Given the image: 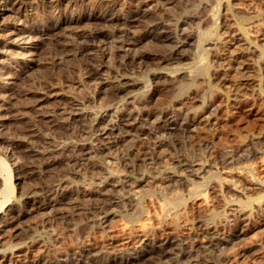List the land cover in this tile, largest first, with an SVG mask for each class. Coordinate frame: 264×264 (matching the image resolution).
<instances>
[{
  "label": "rangeland",
  "instance_id": "1",
  "mask_svg": "<svg viewBox=\"0 0 264 264\" xmlns=\"http://www.w3.org/2000/svg\"><path fill=\"white\" fill-rule=\"evenodd\" d=\"M246 4L251 6L256 13L249 15L247 11L242 9ZM166 6H168V12H170L171 15L173 14L169 22L171 26L173 25L172 28L174 29L176 25H180L181 27L186 26L185 28L191 31L193 35V38H191V45L189 44L185 47V57L182 56L172 62L163 63L157 68V70L164 71L170 76L169 79L164 81H160L161 79L157 80V89L154 88L156 83L155 80L153 81L154 78L148 70L141 68L143 72H140L142 71L140 69H133L135 71L130 69L131 71H126V74L139 80L138 87L130 93L132 98L128 97V99L126 96L128 100L132 101L131 104L128 103L126 105L127 102L124 104L126 98L122 100H113L111 102H103L96 89L94 90L95 85L93 81H84L82 75L80 76L79 73L75 71L79 66L78 63H80L79 56L65 55L60 64L52 65L49 61L51 55H53L52 57H56V54L53 53V39L55 36H46L45 39H43L44 41L41 40L38 43L35 52L31 55L21 56L19 54H14L15 56L10 55L0 59V155L5 156L6 162L12 168V182L15 184V194L19 192V190L21 191V186H23V192L49 187L53 189L56 188L55 192H57V195H60L64 191L66 192L65 187L67 185L71 187L69 192L72 194L70 196L73 198L77 197L79 205L83 201L82 198H87V196H85L86 194L95 195L104 190H106V192H111V188L114 189L113 192L122 200H119V203L112 206L114 213L109 215L106 221H102L104 218L98 214V216L90 215L89 217H86L84 214L62 217L60 212H71V207L68 204L65 205L57 201H51L48 206L22 216L17 221L18 223L16 222L13 225L14 229L10 227L9 232L7 231L5 232L6 234H1L5 236L2 239L4 242L0 248H5L4 255H6V258H0V264H11L12 261L14 264H35L36 260L40 264H74L76 260H74V256L72 257L70 250L83 246L103 248L101 250L99 249V251L102 256L101 262H104V259L106 261L109 257H113L112 254H109L112 253V249L108 247H110L111 238L119 232L117 231V227L122 223L134 226L137 221L146 218L148 211L151 210L150 205H147L150 203L148 202L149 199V201L152 200L151 203L154 205L159 202L163 205L167 204L166 207L168 208H166L164 212L166 219L164 222L167 223V225H172L168 226L170 228L172 227L171 229L168 228L172 230V232L164 225H159L155 230L152 229L153 231L150 230L148 232V234L151 232V234L148 235L149 243L159 244L167 237H177L179 240L177 239V241L173 243H167L173 248L176 254L165 256L161 260L148 261V259H150L149 255L145 253L142 259H133L127 264H254L256 260L258 261L262 256L264 257V186L253 184L249 187L250 185H246L243 181H239L236 177H233L232 183H234L235 180L234 184L241 190L240 193H237L230 185L223 184L222 178H220L222 176L224 177V171L226 169H233L245 164L251 166L249 173L254 174V176L264 173V45H262L264 44V0H180L179 3L168 4ZM37 10L40 11L41 9ZM37 10L31 9L28 13H37L39 12ZM89 11L88 8H84L83 10L84 13H89ZM185 14L193 15L194 18L190 17L185 23H180L181 16ZM101 26L99 22L97 23L94 21L89 22V24L81 23L79 26H76V28L73 27L62 30L63 33L61 32L60 34L74 35L75 33L76 35L80 32V29L85 30L90 27L96 28ZM252 26L255 29H253ZM252 29L255 30L254 34L256 35L253 39L250 35ZM248 30L249 36L247 34ZM221 33L222 36L224 34V36H229L231 39L228 37V41L224 43L220 42L219 38L215 40V34L216 37H218ZM235 36L241 37L242 40H237L238 42L235 41ZM256 41L257 43L255 44ZM175 43L176 39L174 38L167 41H145L137 45V47L135 46L134 49L149 48L164 49L166 51L174 46ZM209 44H214V47ZM21 45L27 48L31 46L30 43H21ZM220 46L224 48L222 49ZM230 50L233 51V54L237 53L235 57L238 58L231 61L229 60V62H231V64L229 63L230 68L226 69V71H229L224 75V77L227 76L226 78L228 81L227 79L219 81L213 78V73L215 68L221 67V65H219V61H213L215 59L213 56H223L222 51L225 53V51L227 52ZM18 51H20V49H18ZM239 59L241 60V64L246 63L244 65L247 67L246 69L245 67H240L241 64L238 63ZM207 63L209 65L210 76L204 77L200 73V68ZM211 63L213 64L211 65ZM20 65H25L26 70L16 79L15 73L17 69L20 68ZM108 65L112 66L111 60H109ZM153 67L154 65L149 69H155V67ZM199 74L201 75L199 76ZM191 80H200L201 86L202 84L204 85L203 87H199L197 91L199 95L197 92L196 94L192 92L193 85L190 83ZM261 80L263 82H261ZM47 81L48 84H54L53 88L55 90L52 89L45 94L43 93L40 83L47 84ZM168 81H171L172 85L168 84ZM180 82L184 84V89L181 91L178 89L179 84H181ZM236 82L242 83V85L239 86L240 90L237 89L235 92L232 89V83ZM173 85H177V87L175 88ZM243 85L244 87L246 85L245 89L242 87ZM38 88L42 90L40 89L39 91ZM230 89H232V91ZM80 90L82 93H87L91 96L96 93L94 97L95 101L88 106H84L85 108L83 107L82 109L84 111L83 118L85 121L91 123L94 118L97 117L100 110L107 109L109 115L106 118L108 121L110 120V124H112V126L108 125V127H110L107 130L98 131V133L92 136L62 134L58 124L64 120V117L62 118V116L60 117V115H56L55 113L57 109L56 100L60 99V97L65 98L68 96H79L78 98H81L82 93ZM153 90H155L154 93ZM190 90L191 93H189ZM33 91L36 93L38 92L41 97L44 96L42 98H45V100L41 101L39 104L30 101V96L34 93ZM229 91L235 94H231ZM254 91H256V94ZM241 92L243 95H241ZM148 94L152 95V97L151 102L147 104L149 106L147 108L151 109L155 114L142 115V105L139 104L138 101L144 95ZM217 94L220 95L217 96ZM212 95L215 96L213 97ZM236 96L238 98H236ZM253 97L254 100L252 101ZM51 99L52 102H50ZM243 99L246 100L245 109H242L245 111H242V113H244L240 114L243 117L241 116L242 118L237 119L235 118L237 117L236 115L229 121L228 126H225V130L221 129L229 113L226 112L228 111V107H231L229 105L236 104L238 100L240 101ZM28 100L29 102H27ZM255 100L260 104L257 102L256 105ZM210 101H215L217 104L214 102L216 105L213 104L214 106L207 107V103ZM250 101H252V105ZM220 107L223 110L220 111ZM230 109L232 110V108ZM249 109L251 111H249ZM245 112H247L246 114L248 115H246ZM185 113L195 121L193 126L189 128L182 120ZM221 113L222 115H219ZM156 115H171L177 121V123L171 126V129L165 130L166 132L164 133L166 134L164 135L163 143L160 145L161 147H157L158 151L156 152L158 157L156 158V162L150 164L147 163L149 160L146 159L143 161L138 158H128L125 159V162V160L121 159V156L124 154L123 150H125L127 141H131V139L135 137L133 135H136L137 132L142 130L143 132L146 131L143 135L146 133L144 135L145 137L148 134L147 137L152 138V141L155 139L154 142L156 141L157 133L154 135L152 130ZM223 115H225V117ZM240 115L238 114V117H240ZM28 122L34 123L33 127H31L37 132H41L43 135L45 133V136L51 139L52 144L61 146L64 143H69L74 150L81 146H90L94 149L100 142L102 143L103 140L107 141L113 134H116L120 138L122 137L123 140L112 147L111 151H114L111 153H113L112 155H114V158L111 159L107 165L99 162L100 167L97 168L99 172L92 171L90 168H87L88 170H86V168H83L84 170L81 168L76 172L77 174H70L67 161L45 163L40 156L31 157L34 166L33 169H27V167L23 166V158H20L22 153L16 149L13 150L15 151L13 153L12 151L9 152V150H11V145H9L8 141L5 139H11L16 135L20 138L24 136L22 140L25 142L29 141L30 136H26L28 133L26 132L27 130H24L29 128L27 127ZM220 123L222 125H220ZM191 127H193V130L196 127L197 130L195 129L192 131V129H190ZM229 127H231V129ZM1 136H3L4 139H2ZM150 149H148L147 158L152 154L151 152H154L152 147H150ZM93 154L94 153H90V155ZM96 163H98L97 160ZM183 167L184 169H195L198 167L200 170L198 175H195L194 173L190 174V172H187L186 169L184 170ZM91 172L96 174L93 173L92 175ZM105 173L106 175H104ZM63 179H65V181L68 179V182L63 183ZM124 180H127V182L131 181V184L136 181V191L139 188L137 193L135 192L134 195L128 196L127 192L124 190L127 187H111L106 184L108 181H111L114 183L118 182L122 185L124 184ZM79 186H81L79 189L80 193L74 189L79 188ZM192 187L194 189H192ZM174 191L177 192L174 193ZM199 192L201 195L206 194L205 196L212 202V215L208 217H201L197 213L198 210L195 209V198L200 196ZM171 194H175L176 196L174 195L173 198H169ZM130 196L132 198H130ZM176 198L180 201L177 202ZM231 198H236L245 202L250 208L251 217L246 223L247 225L240 222L235 216L229 214L227 212L228 209L225 210ZM168 204L174 209L172 210ZM72 211L74 213L82 212L81 210ZM13 232H19L20 234L18 237L13 236ZM135 238L137 239L135 235H131V238L129 237L132 247H135L133 245H140L137 247L143 249L144 246H142V243H139ZM133 241L135 243H132ZM12 244L14 247H19V249L13 250L14 247ZM129 251L130 253L132 252V250ZM129 251L124 255H130ZM7 256L11 261L7 259Z\"/></svg>",
  "mask_w": 264,
  "mask_h": 264
},
{
  "label": "bare ground",
  "instance_id": "2",
  "mask_svg": "<svg viewBox=\"0 0 264 264\" xmlns=\"http://www.w3.org/2000/svg\"><path fill=\"white\" fill-rule=\"evenodd\" d=\"M179 2H180V0H0V10H1L0 11V59L2 57L4 58L5 56H7V57L10 55L15 56L14 54H17V55L19 54L21 56L31 55L35 52V49L37 48L38 43L41 40L45 39L46 36H48V37L55 36V38L53 37L54 38L53 39V42H54V46H53L54 52L53 53L56 54V57H52L53 55H51L50 61H49L52 65H56L58 63L60 64L62 59H64L65 55L79 56L78 58H80V60H79L80 63H78L79 66H78L77 70H75V71H77L80 76L82 75L84 81H86V82H89V81L92 82L93 81V83L95 85L94 90L96 89L98 95L101 96L100 99H102L103 102H111L113 100H122V99L126 98V96H127V98L128 97L130 98L131 97L130 93L135 88L138 87L139 80L136 78H132L131 76L126 74V71H128V70L131 71L133 69H135V70L140 69V70H142L140 72H143V69L148 70L152 74V77L154 78L153 81L155 80V83H156V85L155 86L153 85V86L155 89H157V85H158L157 80L161 79L160 81H162V80L164 81V80L169 79V77H170L168 75V73H166L164 71L162 72L160 70H157V68L159 66H161L163 63L172 62L173 60H177L180 57L184 56L185 55V53H184L185 47L192 42L191 38H193V35H192L191 31H189L185 28L186 26L181 27L180 25L179 26L176 25L175 28L173 29L172 28L173 25L171 26V24L169 23L171 16L173 14L171 15V13L168 12V10H167L168 6H166V5L176 4ZM84 8H86V9L88 8L90 10L89 13H84L83 12ZM31 9H34V10L35 9L36 10L41 9V10L40 11L37 10L39 12H37V13L35 12L33 14L28 13V11ZM242 9L247 11V13L249 15L256 13V11L251 6H249L247 4ZM257 13H258V10H257ZM196 15H197V13H196ZM190 17L194 18L193 15H186L185 14V15L181 16L180 23H185L188 20V18H190ZM191 20H192V18H191ZM92 21L97 22V23L99 22V24H101L102 26L96 27V28L90 27L89 29H85V30L80 29V32L77 33L76 35H75V33H74V35H66L65 34L67 37L64 34H60L62 32V30L66 29V28H73V27L76 28V26H79L81 23H86V24L88 23L89 24V22H92ZM88 26H90V25H88ZM252 28H253V26H252ZM253 29H255V28H253ZM253 29L251 30L253 33L252 32L250 33V35L252 36L251 37L252 39L256 37V35L254 34L255 30H253ZM249 30L247 33L248 36H249ZM233 34H231V35H233ZM228 37L229 36H224V34L222 36V33L220 34V36L216 37V34H215V40L217 38H219L220 42H222V43L228 41ZM173 38L176 39L175 45L172 47L170 46L171 48H169L166 51L164 49L160 50V49H149V48H147V49L146 48H143V49H136L135 48L134 49L135 46L137 47V45H139L145 41H167V40H170ZM234 39H235V41L242 40L241 37L240 38L236 37ZM21 43H30L31 46H29V48H27L25 46H22ZM256 43H257V41L255 42V44ZM239 44H241V43H239ZM209 45L213 46L214 44L213 45L209 44ZM262 45H264V44H262ZM216 46H217V44H216ZM18 49H20V51H18ZM223 51H222L223 56L219 55L220 57H217V56L215 57V55H214L213 56L215 58L214 60L212 57L213 61H217V62L219 61V65H221V67L215 68V71L213 73V78H215L219 81L222 79H227L226 78L227 76L224 77V75H226L225 73L229 71V70L226 71L227 68H230L229 65L231 64V62H229V60L231 61L235 58H238V57H235V55H237V53L233 54V51H231V50L227 51V52L225 51V53ZM214 52H216V51H214ZM239 54H240V51H239ZM256 54H257V52H256ZM238 56H240V55H238ZM109 60L112 61V66H109L110 64L108 65ZM202 60H203V58H202ZM208 62H209V60H208ZM240 62H241V60L239 59L238 63H240ZM260 63H259V65H260ZM212 64L213 63H211V65ZM242 64H241L242 66L240 65V67L244 68L245 67L244 65L246 63H242ZM261 64H263V63H261ZM153 65H154L155 69L150 70L149 68H151V66H153ZM25 67H26L25 65H22V66L20 65V68H18L16 73H15L16 79L19 78L21 76V74L26 70ZM236 67L240 68L238 66H236ZM141 68H143V69H141ZM246 68L247 67H245V69ZM135 70H133V71H135ZM239 71H241V70H239ZM71 72H72V70H71ZM211 72H213V71H211ZM200 73L204 77L210 76L208 63L201 66ZM201 74H199V76ZM70 75H71V73H70ZM179 78H178V80H179ZM215 79H214V81H215ZM173 80H174V78H173ZM15 81H17V80H15ZM44 81H46V80H44ZM199 81L191 80V82H190L193 85L192 92L195 94L199 90V87L204 86L203 84L201 86V83ZM227 81H228V79H227ZM263 81L261 80V82H263ZM168 82H169L168 84H171V81H168ZM242 82H243V80H242ZM163 83H161V84H163ZM165 83H167V82H165ZM40 84L42 86L41 88L43 89V93H45V94L47 92L51 91L52 89L55 90L53 88L54 84H52V83L48 84V81H47V84H42V82ZM232 84H233L232 89L234 91L239 89V86L242 85V83H239V82L232 83ZM142 85H143V83H142ZM220 85H222V84H220ZM223 85H225V84H223ZM51 86H52V88H51ZM166 86H167V84H166ZM39 87H40V85H39ZM174 87L176 88L177 85ZM242 87H244V85ZM245 87H246V85H245ZM245 87H244V89H245ZM34 88H36V87H34ZM175 88H174V90H175ZM40 89H39V91H40ZM74 89H76V88H74ZM178 89H179V91L183 90L184 84H182V83L179 84ZM232 89H230V90L232 91ZM200 91H201V88H200ZM154 92H155V90H153V93ZM213 92H215V91H213ZM242 92H243V90H242ZM254 92L256 94V91H254ZM30 93H32V92H30ZM81 93H82V91H81ZM189 93H191V90L189 91ZM197 93L199 95V92H197ZM232 93H234V92H232ZM181 94H182V92H181ZM200 94H201V92H200ZM210 94H207V95H210ZM234 94H233V96H234ZM244 94H247V93H244ZM47 95H49V94H47ZM218 95H220V94H217V96ZM241 95H243V93ZM95 96H96V93L93 96H91L90 94H87V93H82L81 98H78L79 96H77V97L76 96H68L65 98L60 97V99L56 100L57 109H56L55 113H56V115L57 114L60 115V117L62 116V118L64 117L63 118L64 120L58 124V127L61 129L62 134H64V135L65 134L66 135L71 134V135H81V136H84V135L92 136L93 134L98 133V131L107 130L110 126H112V124H110L111 121L110 120L108 121L106 118L109 115V113L107 112V109L106 110L105 109L100 110L97 117L94 118V120L91 123H89L88 121H85V119L83 118V112H84L82 110L83 107L88 106L89 104L93 103L95 101L94 100ZM194 96H196V95H194ZM42 97H44V96H42ZM42 97L38 92L37 93L34 92L30 96V101H32L36 104H39L41 101L45 100V98H42ZM151 97H152V95L148 94V95H144L140 100L138 99L139 101L137 100L139 102V104L142 105V108L140 107L141 109H143L141 111L142 115H150V114L153 115V114H155L151 109L147 108V107H149L147 104H149L151 102ZM197 97H195V98H197ZM127 98L125 99L124 104H125V102H127L126 105L128 103L131 104L132 101L128 100L129 98L128 99ZM192 98H193V96H192ZM233 98H235V97H233ZM236 98H238V97L236 96ZM239 98H240V95H239ZM133 100H135V99H133ZM189 100H190V98H189ZM253 100H254V97H253L252 101ZM46 101H47V98H46ZM252 101H250L251 105H252ZM27 102H29V100ZM50 102H52V99ZM186 102H188V101H186ZM214 102L215 101H210L209 103H207V107H212V105L216 103V102L215 103ZM245 102H246V100L243 99L240 101L238 100V102H236V104L229 105V106H231L230 108H232V110L228 107V109H227L228 111H226V112H229V113H228L226 121L223 123V125L221 124L222 122L219 120L221 122L220 125L223 126V127L220 126L221 129H224L225 126H228L229 121L232 120L236 115H237V117H235V118H237V119L243 117L240 114H243L244 112L242 113V111H245V110H242L243 108L245 109V106H246ZM255 102L257 105L258 101L255 100ZM219 103H220V101H219ZM247 105H249V104H247ZM258 106H260V105H258ZM121 107H124V106H121ZM223 108H224V106H223ZM221 110H223V109L221 108L220 111ZM249 111H251V110L249 109ZM223 112H225V111H223ZM186 113L183 115L184 117L182 118V120H183V123L185 125H187V127L189 128L190 126H193L195 121L193 119H191L190 116H187ZM246 113L247 112H245V114ZM254 113H256V112H254ZM238 114L240 115V117H238ZM219 115H222V113ZM246 115H248V114H246ZM223 116L225 117V115H223ZM155 118H156L155 121L153 120L154 124L152 125V127H153L152 130L154 132V135H155V133H157L156 141L154 142L155 139L152 141V138L147 137L148 134L145 137L144 135L146 133L144 135H143V133L146 131L143 132V130H142V131L137 132L136 135H133L135 137H133V139H131V141L128 140L129 143H128V141H127V144L125 143L126 146H125V150H123L124 154L123 155L121 154L122 155L121 159L125 160L128 158H133V159L138 158V159L143 160V161L147 159V160H149V161H147V163H150V164L156 162V158L158 157V154L156 152V151H158L157 147H161L160 145L163 143V140H164L163 138H164V135L166 134V133H164V132H166L165 130L171 129L172 128L171 126L173 124L177 123V121L171 115H169V116L168 115H156ZM245 118H246V116H245ZM27 124H28L27 127H29V128L24 129V130L25 131L27 130L26 132L28 134H26V136L27 135L30 136L29 141L25 142L24 140H22L24 136L23 137L21 136L22 138H20L16 135L14 137H12L11 139H5L8 141V144L11 145V147H10L11 150H9V152L12 151V153H13V152H15L13 150L16 149V150L20 151V153H22L20 158H23V160H22L23 166L27 167V169H33L34 163L32 164L33 160L31 159V157L40 156V157H42V159L44 160L45 163H56L59 161L60 162L61 161H67L68 162L67 167H69V169H70L69 170L70 174H75L81 168L82 169L86 168V170H88L90 168L92 171L94 170L95 172H99V171H97V168L100 167V163L107 165V163L110 162V160L114 158V155H112L113 153H111L112 151H114V150L111 151L112 147L115 144H117L119 141L123 140L122 137L120 138L116 134H113L110 136V138L107 141L103 140V142L102 143L100 142V144L98 146H96L94 149H92L93 147L91 148L90 146L89 147L88 146H81L80 148L77 147L78 149L74 150L73 147H71L69 145V143L68 144L64 143L61 146H56V145L52 144L51 139L49 137L45 136L44 132H43L44 133V135H43L41 132H37L34 128H32L34 123L28 122ZM108 125H110V126L108 127ZM229 128L231 129V127H229ZM190 129H192V131H194L196 129V127L194 128V130H193V127H191ZM188 131H189V129H188ZM227 131H228V128H227ZM22 133H25V132H22ZM143 136H144V138H143ZM1 138L4 139L3 136H1ZM150 147H152V150L154 152H151L152 154L150 156H148V158H147L146 155L148 154V151H149L148 149H150ZM90 153H94V154L90 155ZM96 160L98 161V163L99 162L100 163L99 164L96 163ZM19 162H21V161H19ZM125 162H126V160H125ZM154 166H155V164H154ZM187 167H189V166H187ZM101 168H103V167H101ZM197 168H195V169L185 168V169L187 170V172L189 171L190 174L194 173L195 175H198L200 169L199 168L197 169ZM183 169H184V167H183ZM21 170H22V168H21ZM194 170H196V171H194ZM250 170H251L250 165L245 164V165L237 166L236 168H233V169H226L224 171V177L222 176L220 178H222L223 184L230 185L237 193H240L241 190H240V188H238L237 185L234 184L235 180H234V183H232L233 177H236V179L239 181L240 180L243 181L246 185H250L249 187H251V185H253V184H255L257 186L258 185L264 186V173L262 175L254 176V174L249 173ZM104 172H105V170H104ZM93 173H92V175H93ZM94 174H96V173H94ZM250 174H252V175H250ZM104 175H106V173ZM0 178H1V183H0V235L2 233L7 232V231L9 232V228L10 227L13 228V225L22 216H25L26 214H30L31 212L38 210V209H41L42 207L48 206V204L51 201H57V202H60L62 204H65V205L68 204L71 207V210H70L71 212H68V211L67 212L66 211L60 212L62 217L63 216H69L70 217L71 215L74 216V215H80V214L81 215L84 214L86 217H89L90 215H97L98 214L104 218V219L102 218L103 219L102 221H106L107 218L109 217V215L114 213V209L112 206L119 203V200H121L120 197L113 192L114 189L111 188L110 189L111 192H109V191L106 192V190H104L101 193L95 194V195L94 194L93 195L92 194H86L85 196H87V198H85V199L82 198L83 201L79 205V203H78L79 201L77 200V197L73 198L70 196L72 194V193L70 194V192H69L71 187L67 186V185L65 187L66 192L64 191L60 195H57V192H55L56 188L53 189V188L49 187V188H44V189H39V190H31V191L23 192V190H24L23 186H21V191L19 190V192H17L15 194V192H14L15 184H13V182H12V168L6 162V158L3 155H0ZM67 180L68 179H66V181H65V179H63L62 182L63 183L68 182ZM130 182L131 181L127 182V180H124V182H123L124 184L121 185L118 182L114 183V182L108 181L106 184L111 186V187H113V186H121V188L127 187L124 190L127 192L128 196H129V195H134L135 192L137 193V191L139 189L138 188L136 191V185H135L136 181H135V183L133 182L132 184ZM80 187L81 186H79V188H74L75 191L79 192ZM192 189H194V188L192 187ZM192 189L190 188L191 191H192ZM175 192H177V191H174V193ZM76 194H78V193H76ZM199 194H200V192H199ZM88 195H90V196H88ZM174 195L175 194H171L169 196V198H173ZM205 195L200 194L199 197L195 198L196 199V202H195L196 208L195 209L198 210L197 213L201 217H208V216L212 215V208H211L212 202ZM194 197H196V196H194ZM130 198H132V197L130 196ZM165 198H166V196H165ZM133 199H134V197H133ZM149 200H148V202H150V203L149 204L146 203V204L148 206L150 205L151 210H149V211L147 210L148 215L146 218H144L140 221H137L134 226H129L126 223H122L120 225L118 224L119 227H117L118 228L117 231H119V232H117L118 234L115 233L116 235L114 237L111 236L112 238H111V242L109 244L110 247L107 246L108 248L112 249V253H109L110 255L112 254V256H113L112 258H110V257L108 258V256H107L108 260L105 261V259H104V262H101L102 256H101L99 249L101 250L103 248H100V247H97V248L94 247L93 248V247H88V246L76 247V248H72L70 250L72 257L74 256L73 258H74V260H76V263H74V264H127V263L131 262L133 259H142L144 257L145 253L147 255H149L150 259H148V261H150V260H152V261L161 260L165 256L176 254V252L173 251V248H171L167 243H169V242L173 243V242L177 241V239L179 240V238H177V237H175V238L167 237L164 239L163 242H160L159 244L152 243V242L149 243L148 235L151 234V232L149 234H148V232L150 230H152V229L155 230V228L159 227V225H164L167 229L172 228V227L171 228L168 227V226H172V225H170V224L167 225V223L164 222L166 220L164 212L166 211V208H168V207H166L167 204H164L165 205L164 206L163 204H161L158 201L159 203L154 205L153 203H151L152 200L151 201H149ZM157 200H156V202H157ZM167 200H169V199H167ZM178 201H180V200L177 199V202ZM170 202H172V201H170ZM168 205H170V204H168ZM173 205H174V203H173ZM169 207L171 208L172 206L170 205ZM173 207H175V206H173ZM226 207L227 208H225V210L228 209L227 212L229 214H231L232 216H235V218L240 220V222H243V224H246L249 221V219L251 217L250 216V208L248 207V205L245 202L240 201L236 198H231L229 200V202L227 203ZM147 208H149V207H147ZM139 209H140V206H139ZM171 209H167V210H171ZM72 210H81L82 212L74 213ZM137 212H139V211H137ZM71 213H74V214H71ZM132 213H134V212H132ZM167 214H168V212H167ZM76 217H78V216H76ZM82 217H84V216H82ZM131 220H133V219H131ZM173 220H175V219H173ZM223 221H225V220H223ZM169 222H170V219H169ZM209 223H210V221H209ZM207 225H208V223H207ZM177 227H178V225H177ZM177 230H178V228H177ZM11 231H12V229H11ZM169 231L172 232V230H169ZM19 234L20 233L17 232V233H14L13 236L18 237ZM131 235H135L137 237V239L136 238L135 239L139 243H142V246H144L143 249H139V247H137L140 245H133L135 247H132V245L130 244V241H129V237L131 238ZM4 236L3 235L0 236V246H2V244L4 242V240H2ZM132 243H135V242L133 241ZM147 244H148V246H147ZM13 247H14V245H13ZM72 247H73V245H72ZM18 249H19V247L13 248V250H18ZM129 250H132V252L130 253ZM128 251H129L130 255H128V256L124 255ZM4 252H5V248H0V258L1 259L3 257L6 258V255H4L5 254ZM69 255H70V253H69ZM14 256H17V255H14ZM7 259L10 260L9 257ZM61 260H63V259H61ZM178 261H180V260H178ZM36 263L40 264L39 262H37V260L35 261V264ZM11 264H14L13 261L11 262ZM254 264H264V257L262 256V258H260L258 261L256 260Z\"/></svg>",
  "mask_w": 264,
  "mask_h": 264
}]
</instances>
